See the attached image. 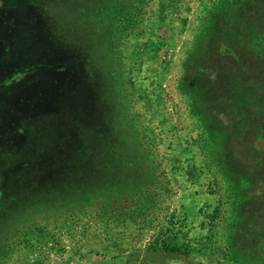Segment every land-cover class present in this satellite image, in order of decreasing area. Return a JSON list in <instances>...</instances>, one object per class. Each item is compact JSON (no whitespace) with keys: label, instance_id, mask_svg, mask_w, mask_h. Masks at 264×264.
<instances>
[{"label":"rangeland","instance_id":"1","mask_svg":"<svg viewBox=\"0 0 264 264\" xmlns=\"http://www.w3.org/2000/svg\"><path fill=\"white\" fill-rule=\"evenodd\" d=\"M196 1L146 0L139 34L129 39V80L135 99L131 108L167 189L148 213L150 219L85 220L59 227L12 255L7 264H76L84 258V264H264V25L255 33L262 39L256 52L237 50L248 57L252 75L230 77V102L225 103L224 95L203 104L201 94L194 103L196 109L204 106L206 144V130L201 131L183 92L174 87L186 47L200 29ZM65 3L76 5L74 0H61L58 7ZM31 22L11 35L7 27L2 29L7 35L0 42L5 75L26 65L36 80H25L20 94L12 91L18 99L7 104L16 106L14 112L6 110L0 97V147L9 136L4 128L8 118L19 125L18 146L30 149L16 160L29 161L30 169L67 172L63 161L82 158L87 144L83 138L101 132L100 104L85 101L95 91L83 82L84 68L72 54L67 30L58 28L55 33L47 22ZM24 35L27 40L22 43ZM195 51L196 47L188 53ZM3 181L0 190L5 188Z\"/></svg>","mask_w":264,"mask_h":264},{"label":"trees","instance_id":"2","mask_svg":"<svg viewBox=\"0 0 264 264\" xmlns=\"http://www.w3.org/2000/svg\"><path fill=\"white\" fill-rule=\"evenodd\" d=\"M60 1L0 0V42L7 40L3 28L7 27L11 35L21 26L26 29L31 21L47 22L55 33L58 28L65 29L64 33L67 30L72 54L84 68L83 82L97 94L85 101L100 104L101 132L93 138H83L87 144L82 158L63 161L67 162V172L49 169L47 173L41 167L28 168L29 161L16 160L30 149L18 146L19 125L6 118L4 128L9 130V136L5 135L8 138L0 147V180L4 179L5 187L0 190V264H7L12 255L32 247L33 242L59 227L85 220H149L148 213L167 192L156 155L131 108L134 98L129 80V39L139 34L146 0H74L76 5L69 7L65 3L63 8L58 7ZM66 9H70L69 14ZM196 13L200 29L186 47L174 87L183 92L201 131L206 130L203 136L208 144V130L202 120L204 106L196 109L194 103L199 99L203 104L206 100L214 103L224 95L225 103L230 102L229 93H234L230 77L237 73L252 75L248 57L239 56L237 50L245 48L251 53L261 47L262 39L255 33L264 25V0H197ZM21 40L25 43L27 36ZM195 47L196 51L189 55L188 51ZM219 59H224L230 69H225L224 63L219 65ZM4 60H0V97L7 107L11 99H18L13 90L20 94L25 80L36 79L26 65L6 76V68L1 67ZM212 95H216L215 100ZM13 106L6 110L14 112ZM206 166L210 172L209 164Z\"/></svg>","mask_w":264,"mask_h":264},{"label":"crops","instance_id":"3","mask_svg":"<svg viewBox=\"0 0 264 264\" xmlns=\"http://www.w3.org/2000/svg\"><path fill=\"white\" fill-rule=\"evenodd\" d=\"M67 259H69V258H67ZM87 261H86V259L84 258V260L83 261H78L76 264H84V263H86Z\"/></svg>","mask_w":264,"mask_h":264}]
</instances>
